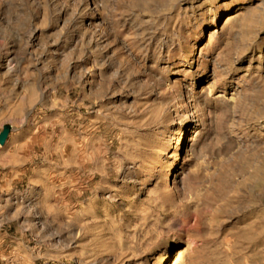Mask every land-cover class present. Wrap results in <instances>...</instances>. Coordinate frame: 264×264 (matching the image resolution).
Listing matches in <instances>:
<instances>
[{"label":"rangeland","instance_id":"rangeland-1","mask_svg":"<svg viewBox=\"0 0 264 264\" xmlns=\"http://www.w3.org/2000/svg\"><path fill=\"white\" fill-rule=\"evenodd\" d=\"M4 128L0 264H264V0H0Z\"/></svg>","mask_w":264,"mask_h":264},{"label":"water","instance_id":"water-1","mask_svg":"<svg viewBox=\"0 0 264 264\" xmlns=\"http://www.w3.org/2000/svg\"><path fill=\"white\" fill-rule=\"evenodd\" d=\"M8 133H9V130L7 128H4V130L0 133V144L4 143Z\"/></svg>","mask_w":264,"mask_h":264},{"label":"bare ground","instance_id":"bare-ground-1","mask_svg":"<svg viewBox=\"0 0 264 264\" xmlns=\"http://www.w3.org/2000/svg\"><path fill=\"white\" fill-rule=\"evenodd\" d=\"M182 251L180 252H177V256L176 257H179L181 255Z\"/></svg>","mask_w":264,"mask_h":264}]
</instances>
